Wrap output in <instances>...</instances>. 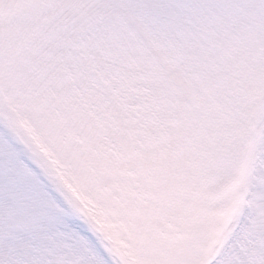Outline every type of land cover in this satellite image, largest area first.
I'll return each mask as SVG.
<instances>
[{
    "label": "snow or ice",
    "instance_id": "obj_1",
    "mask_svg": "<svg viewBox=\"0 0 264 264\" xmlns=\"http://www.w3.org/2000/svg\"><path fill=\"white\" fill-rule=\"evenodd\" d=\"M0 264H264V0H0Z\"/></svg>",
    "mask_w": 264,
    "mask_h": 264
}]
</instances>
